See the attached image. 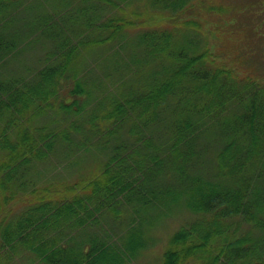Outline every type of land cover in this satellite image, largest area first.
Instances as JSON below:
<instances>
[{
  "label": "trees",
  "instance_id": "trees-1",
  "mask_svg": "<svg viewBox=\"0 0 264 264\" xmlns=\"http://www.w3.org/2000/svg\"><path fill=\"white\" fill-rule=\"evenodd\" d=\"M179 210L158 264H264V0H0V264H130Z\"/></svg>",
  "mask_w": 264,
  "mask_h": 264
},
{
  "label": "rangeland",
  "instance_id": "rangeland-1",
  "mask_svg": "<svg viewBox=\"0 0 264 264\" xmlns=\"http://www.w3.org/2000/svg\"><path fill=\"white\" fill-rule=\"evenodd\" d=\"M137 3V2H136ZM216 18L214 13L210 14V18ZM207 34L211 35L210 31ZM211 42L213 40H210ZM92 63V62H90ZM93 64V63H92ZM108 83V81H106ZM110 87V85H109ZM83 158L89 159V155H85ZM56 164V163H55ZM54 162L46 164V167L41 165L40 168L43 169L44 179L51 178L54 181H65L64 179H71L73 175H69V172L75 170L78 166H67L65 162H61L55 165ZM178 213H172L166 218H164L160 223H157L153 228H150L148 239L150 241L149 246L143 250L135 259H133L130 264H158L161 258L162 250L168 239V235L181 223L188 222L190 213L186 211H177ZM8 264H38L32 256L27 252H21L16 254Z\"/></svg>",
  "mask_w": 264,
  "mask_h": 264
}]
</instances>
